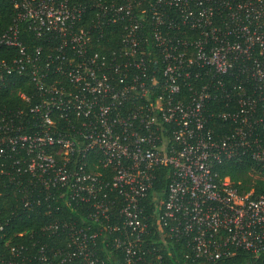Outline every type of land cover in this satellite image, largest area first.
Segmentation results:
<instances>
[{
	"label": "built area",
	"instance_id": "2783aa9c",
	"mask_svg": "<svg viewBox=\"0 0 264 264\" xmlns=\"http://www.w3.org/2000/svg\"><path fill=\"white\" fill-rule=\"evenodd\" d=\"M89 1L98 12L9 0L0 47L16 52L0 60V89L15 74L30 92H16L23 108L0 109V176L23 211L60 200L79 217L44 225L51 245L9 243L0 222V264H104L97 242L121 264H165L143 208L159 168L153 228L181 262L264 251V193L213 171L244 157L264 172V0ZM18 23L42 46L27 50ZM112 25L116 46L93 51Z\"/></svg>",
	"mask_w": 264,
	"mask_h": 264
},
{
	"label": "trees",
	"instance_id": "16d2710c",
	"mask_svg": "<svg viewBox=\"0 0 264 264\" xmlns=\"http://www.w3.org/2000/svg\"><path fill=\"white\" fill-rule=\"evenodd\" d=\"M84 6L83 12H98L93 7V3L89 0H77ZM101 2H110L119 0H100ZM14 20V10L9 0H0V34L4 32ZM19 39L27 50H31L34 46H42V42L34 39L28 33L23 23H18ZM120 26L112 25L103 29L101 37L98 40L93 38V51H101L110 49L116 46L119 35ZM15 49L0 47V60L9 62L15 56ZM24 93L30 92V86L24 77H19L15 74L8 76L5 79V86L0 89V109L17 110L23 108L25 104L16 96V92ZM221 123V129H222ZM219 129V128H218ZM213 171L218 178L228 177L231 184L239 192H248L251 190L252 197H258L264 193V172L259 166L247 158H240L239 160H230L213 166ZM167 169L159 168L155 173V179L152 185V190L148 193L143 202L145 214L148 216L150 223L151 236L147 237V243L155 242L160 249L162 258L165 264L175 263L173 260L178 259L180 264H210V263H195V262H181L182 253L180 247L177 245H170L167 240L165 247L160 245L155 235L153 228V207L151 204V194L158 193L164 196L167 184ZM19 196L14 190L4 181L0 176V222L3 223L6 239L9 243H26L32 241L37 243H47L50 245L58 241L51 237L47 238L46 233L41 231V228L49 221L56 220L62 222L65 220H78L79 214L77 209L68 207L60 200L50 202L47 208H37L31 211H23L19 204ZM20 234V236H17ZM3 242H0V253L4 252ZM155 244V245H156ZM165 248L170 252V257L166 256ZM96 256L100 258L104 264H121V255L118 250H113L106 247L103 243L97 242L95 246ZM214 264H264V251L256 256L250 255L244 251H236L235 254L227 259L220 260Z\"/></svg>",
	"mask_w": 264,
	"mask_h": 264
}]
</instances>
